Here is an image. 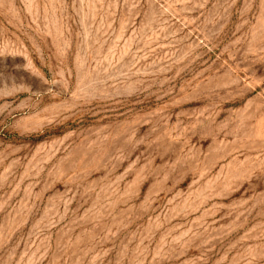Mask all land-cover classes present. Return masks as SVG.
<instances>
[{
    "label": "rangeland",
    "instance_id": "rangeland-1",
    "mask_svg": "<svg viewBox=\"0 0 264 264\" xmlns=\"http://www.w3.org/2000/svg\"><path fill=\"white\" fill-rule=\"evenodd\" d=\"M0 264H264V0H0Z\"/></svg>",
    "mask_w": 264,
    "mask_h": 264
}]
</instances>
